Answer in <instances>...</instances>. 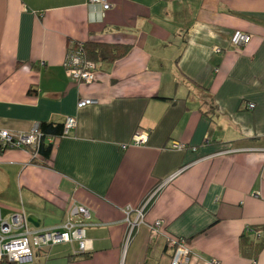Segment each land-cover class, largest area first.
Instances as JSON below:
<instances>
[{
    "label": "crops",
    "instance_id": "obj_1",
    "mask_svg": "<svg viewBox=\"0 0 264 264\" xmlns=\"http://www.w3.org/2000/svg\"><path fill=\"white\" fill-rule=\"evenodd\" d=\"M107 1L98 22L85 0H0V131L76 120L48 160L0 149V219L44 231L71 205L91 214L85 255L61 244L26 264H170L166 237L190 251L180 264H264L244 235L264 238V0ZM72 43L100 50L92 83L65 75ZM142 206L126 244L124 209Z\"/></svg>",
    "mask_w": 264,
    "mask_h": 264
},
{
    "label": "built area",
    "instance_id": "obj_2",
    "mask_svg": "<svg viewBox=\"0 0 264 264\" xmlns=\"http://www.w3.org/2000/svg\"><path fill=\"white\" fill-rule=\"evenodd\" d=\"M87 6L100 10L91 14L93 20L101 21L104 13L110 9V4L107 0H85ZM250 36L240 31H235L230 37V45L235 48L242 47L248 43ZM221 49H215L216 53H220ZM65 75L75 83H92L96 66L86 59L82 43H72V48L69 49L66 59L63 64ZM94 100H81L78 102V108L87 105H93ZM249 109H253L254 105L249 104ZM76 127V120L73 117L67 118L63 123L62 137H66ZM146 134L137 132L132 138V145H144ZM41 143V134L38 129H34L29 133L13 134L8 131H0V149H26L31 151L33 157H38V148ZM52 140H48L47 144H52ZM126 148L125 146L123 149ZM172 149L182 151L186 147L183 144L175 143L171 146ZM144 210L145 206L138 209H124L125 219L129 234L126 244L132 231L144 225ZM134 214L133 220L131 215ZM91 214L87 208L81 205H71L68 209L66 218L62 225L48 230L39 231L33 228L23 212L15 213L10 216L8 221L0 219V264H26L31 263L34 258V251H41L45 248L68 244L75 245L72 254L85 255L89 250V242L86 238L87 227L90 226ZM160 222L156 221L149 225V233L151 236H160ZM245 234L252 235L256 240L261 238L259 232L254 231L250 227H246ZM167 246L172 250L170 264H180V260L189 255L190 251L184 245L181 239H171L166 237Z\"/></svg>",
    "mask_w": 264,
    "mask_h": 264
},
{
    "label": "trees",
    "instance_id": "obj_3",
    "mask_svg": "<svg viewBox=\"0 0 264 264\" xmlns=\"http://www.w3.org/2000/svg\"><path fill=\"white\" fill-rule=\"evenodd\" d=\"M82 46H83V51H84L86 59L89 60L90 62H92L93 64H95L96 57L101 54L100 50L95 51V53H94L95 57L91 58V56H88V52L86 50V45L82 43ZM103 60H106V59H103ZM38 131L41 134V143H40V146L38 148V154L40 156H42V158L44 160H48V159H50V155H51V152L53 149V144H47V141L49 139L54 141V140L62 137L63 124L41 123L38 127ZM149 204H150V202H149ZM256 232H258V231L256 230ZM244 235H245V237L247 236V234H244ZM256 241H261V244H264V238L263 237H261L259 240H256ZM4 264H6V263H4Z\"/></svg>",
    "mask_w": 264,
    "mask_h": 264
},
{
    "label": "water",
    "instance_id": "obj_4",
    "mask_svg": "<svg viewBox=\"0 0 264 264\" xmlns=\"http://www.w3.org/2000/svg\"><path fill=\"white\" fill-rule=\"evenodd\" d=\"M27 222H29V223L32 224L33 226H36L34 220L31 219V218H28V219H27Z\"/></svg>",
    "mask_w": 264,
    "mask_h": 264
},
{
    "label": "rangeland",
    "instance_id": "obj_5",
    "mask_svg": "<svg viewBox=\"0 0 264 264\" xmlns=\"http://www.w3.org/2000/svg\"><path fill=\"white\" fill-rule=\"evenodd\" d=\"M148 205V204H147Z\"/></svg>",
    "mask_w": 264,
    "mask_h": 264
}]
</instances>
